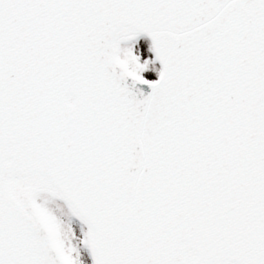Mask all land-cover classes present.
I'll return each instance as SVG.
<instances>
[{
	"label": "snow or ice",
	"instance_id": "obj_1",
	"mask_svg": "<svg viewBox=\"0 0 264 264\" xmlns=\"http://www.w3.org/2000/svg\"><path fill=\"white\" fill-rule=\"evenodd\" d=\"M0 264H264V0H0Z\"/></svg>",
	"mask_w": 264,
	"mask_h": 264
},
{
	"label": "rangeland",
	"instance_id": "obj_2",
	"mask_svg": "<svg viewBox=\"0 0 264 264\" xmlns=\"http://www.w3.org/2000/svg\"><path fill=\"white\" fill-rule=\"evenodd\" d=\"M121 47H132L134 53L140 57V63L144 64L149 61L147 69L142 73L144 78L156 79L160 72V67L155 60L152 52V46L147 38L131 39L121 42Z\"/></svg>",
	"mask_w": 264,
	"mask_h": 264
},
{
	"label": "water",
	"instance_id": "obj_3",
	"mask_svg": "<svg viewBox=\"0 0 264 264\" xmlns=\"http://www.w3.org/2000/svg\"><path fill=\"white\" fill-rule=\"evenodd\" d=\"M145 35H147V34H145ZM149 38L151 39L150 36H149ZM160 64L162 66V63L161 62H160ZM128 83H129L130 86L132 85L133 82L131 81V78H129ZM133 90L136 91V93H137V95H138L139 98H143V96L148 95L152 91V89L150 87V84L140 83V82H136L135 83V85L133 87Z\"/></svg>",
	"mask_w": 264,
	"mask_h": 264
}]
</instances>
